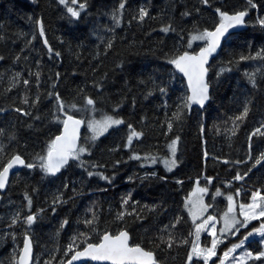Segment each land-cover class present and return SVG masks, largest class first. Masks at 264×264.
<instances>
[{
  "label": "trees",
  "instance_id": "obj_1",
  "mask_svg": "<svg viewBox=\"0 0 264 264\" xmlns=\"http://www.w3.org/2000/svg\"><path fill=\"white\" fill-rule=\"evenodd\" d=\"M83 2L87 7L80 10L78 18H71L59 0H0V109H3L0 111V129L5 130L0 143L6 146L8 154L15 151L26 162H32L48 139L59 133L63 114L59 120H53L51 115L56 93L66 105H82V96H90L96 101L93 113L96 119L105 112L112 114L113 106L119 104L114 114L124 120L123 125L110 128L94 142L89 140L90 151L81 154L87 170L77 161L70 162L57 175L45 176L38 167L28 169L23 166L10 176L6 189L0 191V264L17 263L25 232H28L33 248L30 264H44L46 259H52V252H56L54 264H60L62 249L70 238L85 231L83 220L86 214L91 215L87 210L93 204L100 234L104 230L115 234L120 227H125L131 242L141 243L146 248L159 244L161 229L169 225L168 232L177 239L187 238L188 242L174 243L171 248L161 244L155 255L160 264H184L193 240L189 233L194 232L185 198L194 183L207 187L205 201L213 208L206 215L216 216L226 205L225 196L229 192L235 194L237 189H245L247 194L241 196V201L248 202L252 191L264 189V163L252 169L254 164L246 159L250 156L255 160L256 155L264 151V134L253 132L264 124V59H238L240 55L250 56L264 47V29L255 23L258 17H264V0H254L255 8L248 6L247 0H208L206 5L200 0H124L123 9L119 8L121 0ZM140 7L148 12L143 21L134 18ZM218 7L230 13L248 7L247 26L232 33L208 65L206 78L211 83L208 103L186 109L182 120L165 135L166 117H172L178 98L187 93L184 79L167 63L165 53L195 51L202 47L201 41L188 46V30L194 24L201 29L213 27L218 19L215 15ZM186 10L190 15L182 16ZM113 11L120 16L119 24L112 19ZM36 18L43 21L44 38L39 35ZM169 23L175 31L162 32L161 25ZM44 39L53 49L51 53L45 47ZM29 40L31 44H28ZM109 41L112 47L105 50ZM56 52L60 55L56 56ZM17 53L20 57L15 61L13 58ZM229 60L234 62L230 66L224 65ZM221 66H226L227 70L217 77ZM255 69L260 71L256 73L253 87L245 72ZM30 71L33 75H29ZM36 71L41 73L39 89L34 75ZM14 72L21 73V82L9 88ZM56 73L60 74L59 78ZM23 79L30 81L27 87L22 83ZM94 82H99L101 89H96ZM81 87L84 89L82 94ZM159 87H166L164 95ZM37 91L40 99L36 106L22 104V96L31 100ZM49 91L52 96L48 95ZM245 101L249 102V112L234 128L232 118L239 115ZM17 107L24 108L29 115L16 112ZM68 114L83 116L74 109L68 110ZM141 117L145 118L144 121ZM128 124L142 132L141 138H134L130 144L131 151L123 147ZM201 124L204 125L203 131ZM233 129L234 135H230ZM9 132H14L15 140L8 138ZM91 135L84 127L79 144H84ZM177 135L180 137L179 162L170 173L157 165L149 166L142 159L130 158L132 152L141 157L147 153L156 157L165 155L167 143ZM205 151L209 153L207 158L204 157ZM236 161L244 163L236 164ZM90 162L104 167L93 169ZM88 171L103 172L110 179H101L96 174L89 177ZM237 171L241 175L248 172V176L226 185L225 182L232 180ZM153 172L156 176L149 175ZM162 176L166 179L161 180ZM206 176H211L212 182H208ZM217 188L221 194L213 196ZM25 191L31 198L30 207L24 200ZM57 194H61L66 203L55 205L57 210L53 213L52 199ZM125 195L129 196V203L122 209L121 200ZM132 202H136L135 205ZM153 204L159 206L158 210L143 209V206ZM41 209L43 211H38ZM17 211L22 216L36 213L37 219L30 226L22 219L12 225L10 218ZM119 211L126 212L123 223L115 221ZM137 213L143 218L137 219ZM177 216L181 219L173 229L171 224ZM66 218L68 223L61 228L60 223ZM258 225V221H253L247 227L250 231ZM168 232L163 233L165 238ZM243 234L242 229L236 237L225 238L217 246V254H222ZM210 240L208 234L202 233L201 246L209 244ZM259 240L249 237L244 247L259 251ZM89 242L98 241L90 239ZM216 259L212 258L209 264H214ZM199 264L203 261L200 260ZM246 264H264V257L250 259Z\"/></svg>",
  "mask_w": 264,
  "mask_h": 264
},
{
  "label": "snow or ice",
  "instance_id": "obj_2",
  "mask_svg": "<svg viewBox=\"0 0 264 264\" xmlns=\"http://www.w3.org/2000/svg\"><path fill=\"white\" fill-rule=\"evenodd\" d=\"M78 0H71L72 5H76ZM201 4H208V0H200ZM59 4L64 5L67 13L71 18H78L80 15V10L85 9L87 4L80 0L79 7L69 6L67 0H59ZM247 5L251 8H255L256 4L254 0H247ZM124 7V0H121L119 5L120 9ZM199 12V9H196ZM248 13V7H245L242 10H236L229 12L222 10L221 8L215 9V15L217 20L214 23V26L204 27L201 29L198 25L194 24L191 29L188 30L187 44L189 47L193 44V41L203 42V46L199 48L198 52H193L189 50H184L183 52L177 53L173 51L171 54L165 53V59L167 63L172 65L176 70L183 74V77L187 81V93L178 98V103L176 104V109L172 113V117H166L167 131L165 135H168L174 128V126L182 120L184 112L186 109H190L192 105L197 104L204 106L206 101L210 99L211 93V83L206 76L209 72L207 64L209 63V57L217 52V49L221 47L224 43L228 42L232 33L230 29H235L236 26L242 25L245 23V17ZM148 15L147 9L140 7L138 10V15L134 18L138 21H143V19ZM182 16H189V11H184L181 14ZM112 19L114 23L119 24L120 16L117 14V11H113ZM261 29H264V17H258L255 21ZM35 25L39 29V35L41 38H44L45 31L43 27V21L41 18H36ZM162 32L175 31L172 25L162 24ZM183 39V38H182ZM28 44H31V40L28 41ZM44 45L48 49V52L51 53L53 49L48 45V41L44 39ZM27 46V45H26ZM112 47L111 41L105 46V50ZM60 53L56 52V56H59ZM20 54L17 53L16 57L13 59L18 61ZM257 57L264 59V47L258 49L255 53H250V56L240 55L239 60L246 59H256ZM2 59V58H0ZM27 60V57L24 58ZM234 61H226L224 65H231ZM39 61H36V64L39 65ZM226 66H221L217 71L216 75L219 77L221 73L226 71ZM260 69H255L252 72H245V76L248 78L250 84L255 87L256 85V73ZM29 75H33L30 71ZM36 78L37 89H39L40 76L41 73L36 71L34 73ZM59 73H56L57 78H59ZM21 82V73L14 72L13 76L10 77L9 88L13 85ZM22 83L27 87L30 84L28 79H23ZM143 83V81H141ZM153 87H155V81L152 82ZM55 81H53L54 86ZM93 86L96 89H101L102 85L99 82H94ZM51 87V86H50ZM161 95H164L167 91L166 87H159ZM84 92L83 87L80 88V93ZM49 96H52L53 93L49 91ZM84 103L78 105L76 103L67 104L64 100L61 99L59 93L55 94V104L52 111V119L59 120L60 114H63V130L60 133L50 139H48L46 146L42 151L36 154L33 157L32 162H26V160L17 152L13 151L10 154L7 153L6 146L3 143H0V189H5L6 183L9 176V169L13 168L14 165H24L28 169L39 168L45 176L55 175L62 168L69 165L70 162L79 161L81 167H85L86 164L81 160V154L89 152L90 148L88 142L95 141L102 133L106 132L110 126L113 125H123L124 120L119 116L115 115L116 109L119 108V104L113 106L112 114L103 113L100 119H96L93 113L96 111L95 104L96 101L88 95L82 96ZM40 99V93L37 91L36 97L29 100L26 96L21 97L22 104L36 106ZM165 107L167 103L165 102ZM67 109V110H66ZM76 110L77 112L83 113L81 119H77L74 115H69L68 110ZM18 113L23 115H29V112L24 108L17 107L14 109ZM3 111V109H0ZM249 112V102L245 101L242 111L239 112V115L233 117L234 128L239 126V121ZM35 119H39L36 117ZM144 117H141V121H144ZM86 122L89 131L91 132V137H87L84 144L77 143V129L81 123ZM201 131H203L204 125L201 124ZM264 124H261L259 128L253 129L254 133L264 134ZM5 130L0 129V136L4 135ZM230 135H234V129L229 132ZM142 136V132L136 131L132 124H128V135L126 140L123 142V147L128 148L130 151V144L133 139H139ZM8 138L10 140H15L14 132L8 133ZM251 138V134H250ZM180 137L177 135L173 137L167 143V154L160 158L159 162L162 163L166 171H171L179 162L177 159V153L179 151L178 142ZM120 145H117V148ZM116 149H110L109 151H115ZM209 153L204 152V157L207 158ZM135 160H143L148 163H155L157 157L151 153L145 154L143 157L140 156L137 152H132L130 157ZM215 159H220L216 157ZM248 162L251 164H258L261 161H264V151L258 153L255 157V160H251L250 156L247 157ZM116 164H119L120 161H115ZM225 163L231 164L230 161L225 160ZM236 164L244 163V161H236ZM90 165L93 169L103 168V165H97L95 162H90ZM251 171V169H249ZM94 174L99 175L101 179L109 180L110 178L105 176L103 172H93L88 171L87 175L89 177ZM151 176H156V173H150ZM248 176V172H244L243 175L237 171L236 175L232 177V180L226 181V185H231L232 181H241L244 177ZM161 180L166 179L165 177H160ZM205 179L208 182H212L213 178L211 176H206ZM199 180V177H197ZM177 183H180L178 180ZM67 187V184H65ZM35 190V189H33ZM200 193L207 192V187H197L195 189ZM240 189L236 190V193L233 194L229 192L226 195L227 207L223 212L219 214V218L216 215H206L209 209L213 208V205L204 204L202 198L199 200V208L197 211L193 212L189 210V216L191 217L194 225V232H190L189 235L193 237L192 245L187 249L186 260L184 264H199V261L202 260L203 264H209V260L217 255L216 249L219 244H221V237L227 238V236L236 237L237 233L242 229L244 230L243 236L238 237L236 243H232L228 248L225 249L224 253L219 256L217 264H246V261L250 259H260L264 257V189L257 188L252 191L248 203L239 204V211H236V201L235 197L240 195ZM75 193V189H73ZM220 189L217 188L216 192L213 193V196L219 195ZM130 195V194H129ZM192 196V193H189L188 197L185 198V207L188 206L189 198ZM24 200L27 201L29 207L31 206V198L27 191L24 192ZM66 203L63 200L61 194H57L52 199V212H56L55 205ZM129 203V196L125 195L122 197L120 207L123 209ZM135 205L136 202H132ZM159 206L156 204L145 205L143 209L158 210ZM142 209V210H143ZM38 211H43L38 210ZM91 215L86 214V218L83 220L85 231L74 234L69 243L62 249L63 255L60 257V264H73L74 261H79L81 258H89L91 261H111V264H160L159 260L155 255L156 249L161 247V244L166 245L168 248H171L174 243L187 244L188 239H177L172 232H168L169 225H165L161 229V235L159 236L160 243L155 244L153 248H146L142 246L141 243H132L130 240V233L126 230L125 227H120L119 230L112 234L109 230H104L102 234L98 231L97 221L98 217L95 211V204L87 210ZM135 212V207L133 208ZM132 213H127L131 215ZM206 215V218H205ZM126 216L125 211H119L115 217V221L120 223L124 222ZM137 219H142L143 217L140 214H136ZM197 216L200 217V222L197 221ZM242 217V219H240ZM11 219V224H18L21 219L25 225H32L34 220L37 219L36 213H31L26 216H22L20 211L14 212ZM181 217L177 216L176 219L172 222L171 227L174 229ZM250 221H260L257 227L251 228L248 230ZM68 223L67 218L62 220L60 227L63 228ZM219 225V227H218ZM202 231H206L211 237L209 244L201 246L199 241V235ZM164 232H168L167 237L163 235ZM253 234L260 236L259 240V251L249 250L247 247H244L246 240L249 237H252ZM15 237V233H13ZM92 241L98 242H89ZM23 248L19 249V264H29V259L32 255V245L28 232L23 234ZM152 243V241H149ZM238 256L234 255L235 251L241 249ZM194 257L196 259H194ZM231 257V261H229ZM56 258V252H52V259H46L44 264H54ZM16 256H13V262H15Z\"/></svg>",
  "mask_w": 264,
  "mask_h": 264
},
{
  "label": "rangeland",
  "instance_id": "obj_3",
  "mask_svg": "<svg viewBox=\"0 0 264 264\" xmlns=\"http://www.w3.org/2000/svg\"><path fill=\"white\" fill-rule=\"evenodd\" d=\"M67 3L69 4V6H73L74 7V5H72L71 4V0H67ZM76 5H78L79 6V3H77ZM193 42H195V41H193ZM114 126H116V125H113V126H110L109 127V129L110 128H112V127H114ZM85 127H86V133H89V134H91V132L89 131V129H88V127H87V123L85 124ZM108 129V130H109ZM107 130V131H108ZM106 131V132H107ZM106 132H104V133H106ZM104 133H102V134H104ZM101 134V135H102ZM167 154V153H166ZM165 154V155H166ZM165 155H162V156H159V157H157V161L155 162V163H148L147 162V165H149V166H155V165H157V166H159V167H161L165 172H167V173H170V172H172V171H174L175 170V168L177 167V165L171 170V171H166L165 170V167H164V165L162 164V163H160L159 162V160H160V158L161 157H163V156H165ZM178 164V163H177ZM197 187H201V188H203L200 184H198V183H194L193 184V186H192V188H191V190L189 191V193H192V196L189 198V203H188V206H187V211H188V214H189V210H192L193 212H195V211H197L198 210V208H199V200L202 198V200H203V203L204 204H207L206 203V201H205V197H204V193H200V192H198V191H196L195 189L197 188ZM241 191H240V195L238 196V197H235V201H236V211H237V213H238V211H239V204H241V203H248V202H242L241 201V196H243L245 193H246V190L245 189H240ZM189 193L187 194V196L186 197H188V195H189ZM247 194V193H246ZM226 197V196H225ZM227 207V203H226V205L224 206V208L222 209V211L221 212H223L224 210H225V208ZM220 212V213H221ZM211 215V214H210ZM190 217V216H189ZM218 218H219V216H217ZM205 218H206V215H205ZM190 219H191V217H190ZM240 219H242V217H240ZM192 220V219H191ZM196 222H200V217L199 216H197V221ZM250 222H253V221H250ZM249 222V223H250ZM259 223H260V221H258ZM218 227H219V225H218ZM202 233H206V234H208L206 231H202L201 233H200V235H199V237L202 235ZM209 235V234H208ZM228 237V236H227ZM252 237H255V238H259L260 239V236L259 235H257V234H253V236ZM252 237H250V238H252ZM200 239V238H199ZM210 239H211V237H210ZM225 238L222 236L221 237V241H223ZM211 241V240H210ZM241 251H243V247L241 248V249H238V250H236L235 251V253H234V255H236V256H238L239 254H240V252ZM217 252V251H216ZM195 258V257H194ZM212 258H215V257H212ZM211 258V259H212ZM211 259L209 260V263H210V261H211ZM229 261H231V257H229ZM217 262H218V258L216 259V262H214V264H217ZM247 262V261H246Z\"/></svg>",
  "mask_w": 264,
  "mask_h": 264
},
{
  "label": "water",
  "instance_id": "obj_4",
  "mask_svg": "<svg viewBox=\"0 0 264 264\" xmlns=\"http://www.w3.org/2000/svg\"><path fill=\"white\" fill-rule=\"evenodd\" d=\"M247 15H248V14H247ZM247 15H246V17H245V23L242 24V25H238V26H236L234 30H233V29H230V32H231V33L239 32V31H241V30H243V29L246 28V26H247V24H246V18H247ZM220 48H221V47H219V48L217 49V52H216V53H213V54L209 57V63L207 64V67H208V65L211 63V61L213 60V58L219 53ZM198 51H199V49H197V50H195V51H193V52H198ZM174 69H175V68H174ZM175 72H176L178 75H180V76L184 79V81H185V85H186V88H187V81H186V79L183 77V74L180 73V72H179L178 70H176V69H175ZM206 79H207V78H206ZM208 101H209V100H208ZM208 101H206L205 105L208 103ZM205 105H204V106H205ZM192 106H194V107H203V106H200V105H197V104H194V105H192ZM76 118H77V119H81V118H79V117H77V116H76ZM63 127H64V126H63V123H62L60 131L63 130ZM84 127H85V125H84V122H83V123H81V125H80L79 128L77 129V143H78V144H79V140H80V137H81V134H82V131H83ZM60 131H59V133H60ZM59 133H58V134H59ZM58 134H57V135H58ZM263 163H264V161H261V162L258 163V164H254L253 167H252V169L257 168L258 166H260V165L263 164ZM23 166H24V165H14L13 168L9 169V176H8V180H7V183H6V187H7V184H8V181H9L10 176H11L14 172H16L17 170H19L20 168H22ZM60 171H61V170H60ZM60 171H59V172H60ZM59 172L56 173L55 175L59 174ZM6 187H5V189H6ZM5 189H0V191H4ZM23 243H24V241H23ZM31 245H32V243H31ZM21 248H23V244H22V247H21ZM32 255H33V248H32ZM32 255H31L30 259H29V264H30V262H31V260H32ZM85 262H90V263H92V264H111V261H103V262H99V261H91L89 258H81V260H79V261H74L73 264H83V263H85ZM16 264H19V259H18V258H17V263H16Z\"/></svg>",
  "mask_w": 264,
  "mask_h": 264
},
{
  "label": "built area",
  "instance_id": "obj_5",
  "mask_svg": "<svg viewBox=\"0 0 264 264\" xmlns=\"http://www.w3.org/2000/svg\"><path fill=\"white\" fill-rule=\"evenodd\" d=\"M222 254H223V253H222ZM222 254H219V255L217 254V255H216V256H214V257H217V258L219 259V256H220V255H222Z\"/></svg>",
  "mask_w": 264,
  "mask_h": 264
},
{
  "label": "crops",
  "instance_id": "obj_6",
  "mask_svg": "<svg viewBox=\"0 0 264 264\" xmlns=\"http://www.w3.org/2000/svg\"><path fill=\"white\" fill-rule=\"evenodd\" d=\"M200 238V237H199ZM199 241H200V239H199Z\"/></svg>",
  "mask_w": 264,
  "mask_h": 264
}]
</instances>
